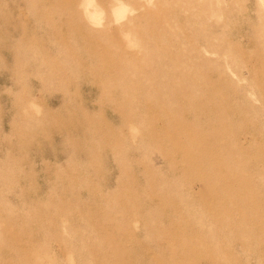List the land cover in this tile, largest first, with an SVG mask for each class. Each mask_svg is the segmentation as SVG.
Returning a JSON list of instances; mask_svg holds the SVG:
<instances>
[{
  "label": "rangeland",
  "instance_id": "obj_1",
  "mask_svg": "<svg viewBox=\"0 0 264 264\" xmlns=\"http://www.w3.org/2000/svg\"><path fill=\"white\" fill-rule=\"evenodd\" d=\"M0 264H264V0H0Z\"/></svg>",
  "mask_w": 264,
  "mask_h": 264
}]
</instances>
